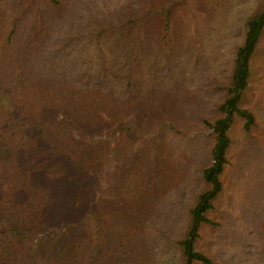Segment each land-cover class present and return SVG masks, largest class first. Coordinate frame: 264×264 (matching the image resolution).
Returning <instances> with one entry per match:
<instances>
[{
    "label": "trees",
    "instance_id": "trees-1",
    "mask_svg": "<svg viewBox=\"0 0 264 264\" xmlns=\"http://www.w3.org/2000/svg\"><path fill=\"white\" fill-rule=\"evenodd\" d=\"M28 1L6 23L0 15V264H151L143 258L151 251L144 230L156 208L159 179L163 185L165 177L159 173L157 189L151 184L158 169L148 156L150 148L137 159L146 166L126 177L128 187L108 195L116 213L106 209L105 189H95L93 181L98 169L104 170L113 142H127V151L133 146L137 129L131 119L141 116L140 104L148 99L137 92L143 90V57L135 48L151 36L166 40L173 0H146L148 10L134 15L79 19L67 12L68 0H48L50 7L27 25L24 11L39 0ZM129 3L137 8L140 2ZM146 26L162 34H142ZM54 41L64 63L53 74H35L33 60L40 63L39 53ZM263 42L264 0H258L245 19L217 114L202 118L212 136L210 161L177 243L179 264H216L199 242L206 228L220 224L215 212L226 190L235 128L251 136L259 124L249 103ZM168 109L153 116L159 123L151 128L162 131L165 118L179 113ZM58 199L62 205L53 207ZM107 212L122 220L119 256L104 243L111 229H102L100 222Z\"/></svg>",
    "mask_w": 264,
    "mask_h": 264
},
{
    "label": "rangeland",
    "instance_id": "rangeland-1",
    "mask_svg": "<svg viewBox=\"0 0 264 264\" xmlns=\"http://www.w3.org/2000/svg\"><path fill=\"white\" fill-rule=\"evenodd\" d=\"M22 1L30 3L28 0H0V15L5 23L19 13ZM135 1L140 2L137 8L129 0H68L70 6L68 4L66 10L78 19L87 15H134L148 10L146 0ZM257 2L173 0L166 40L156 42L155 36H151L152 40L144 39L135 48L143 57L139 65V78L143 80L139 87L143 90L137 92L148 97L147 104L141 103L138 109L141 116L131 119L137 129L132 136V148L127 151V142H113L104 170L98 169L100 174L95 175L93 185L95 189H105L106 209L116 213L108 195L119 194L128 187L126 177L141 165V169L146 166V161L138 163L137 159L143 155L145 147L150 148L148 156L158 169L151 184L155 189L159 187L157 201H154L156 208L148 218L147 230H144L151 251L143 258L151 264H179L177 243L186 228L189 207L203 186V168L210 161L212 136L202 118L217 114L234 50L243 39L245 19ZM45 6L50 7L48 0H39L24 11L27 25L37 20ZM130 8L133 12H128ZM61 18L54 24L56 37L63 24ZM143 32L162 34L158 28L149 26L144 27ZM3 34L4 29H0V39ZM55 43L46 45L39 53L40 63L33 60L35 74L51 73L64 63L65 57ZM262 45L249 103L259 124L251 136L239 126L235 128L230 164L224 175L226 190L215 212L220 224L215 229L206 228L199 242L201 249L214 256L216 264H264V42ZM168 105V111L179 113L165 118L167 124L162 131L151 128L154 123H159L153 121V116ZM159 160L163 161L162 168L158 167ZM159 173L165 177V182L162 185L159 179L157 187ZM118 200L120 204L124 203L120 196ZM61 205L62 201L58 199L52 206ZM102 217V229H111L105 237V246L119 256L122 220L110 212ZM104 260H107L105 255L100 262Z\"/></svg>",
    "mask_w": 264,
    "mask_h": 264
}]
</instances>
